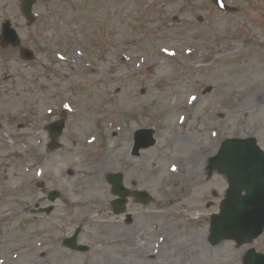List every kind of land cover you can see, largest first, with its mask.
<instances>
[{
  "label": "rangeland",
  "instance_id": "rangeland-1",
  "mask_svg": "<svg viewBox=\"0 0 264 264\" xmlns=\"http://www.w3.org/2000/svg\"><path fill=\"white\" fill-rule=\"evenodd\" d=\"M226 2L240 12L210 0H56L35 8L28 28L22 0H0V33L10 19L37 55L26 63L0 48V264H243L250 249L264 254V234L246 246L210 242L229 184L206 156L235 138L264 150V0ZM64 110L52 150L46 126ZM143 129L156 142L135 156ZM102 166L155 201L130 199L115 215L110 175H89ZM40 174L61 197L33 216L47 196ZM78 228L87 253L64 245Z\"/></svg>",
  "mask_w": 264,
  "mask_h": 264
},
{
  "label": "water",
  "instance_id": "water-1",
  "mask_svg": "<svg viewBox=\"0 0 264 264\" xmlns=\"http://www.w3.org/2000/svg\"><path fill=\"white\" fill-rule=\"evenodd\" d=\"M37 1L26 0L24 5V12L30 25L35 22L32 9ZM212 1L224 12L238 11L226 5L224 0ZM4 29L9 41L13 42L7 41L6 43L16 46L18 41L15 38V32L11 29V23L7 22ZM26 53H28L29 60L33 59L30 51L23 50V54L26 55ZM64 126V121L50 126L54 140L62 134ZM138 140L137 149L149 148L154 143L149 131L140 132ZM211 167L226 176L230 184L226 200L221 204L220 214L212 216V242L217 244L224 239H230L244 245L258 239L264 232V152L258 146L257 140L250 138L224 142L220 154L212 160ZM111 182L114 185V194L122 197L117 202L116 214L126 211L125 204L129 196H136L139 202L146 205L151 202L147 193H130L125 190L122 186V176H113ZM56 197L57 194L53 199ZM79 249L87 250L85 247ZM245 264H264V255L251 250L245 258Z\"/></svg>",
  "mask_w": 264,
  "mask_h": 264
},
{
  "label": "bare ground",
  "instance_id": "bare-ground-1",
  "mask_svg": "<svg viewBox=\"0 0 264 264\" xmlns=\"http://www.w3.org/2000/svg\"><path fill=\"white\" fill-rule=\"evenodd\" d=\"M50 140V138H48V141ZM214 155V152H212L210 155H208V156H206V160H209V157H212ZM205 160V161H206ZM53 164H55L56 163V161H53L52 162ZM197 165H198V162H197ZM99 170L97 171V170H93V171H91L90 173H89V175L92 177V179H91V182L94 184H96V183H98V182H100V176L101 175H104L105 177H107L108 175H110V171L109 170H107L104 166H102V167H100V168H98ZM69 172H70V174H72L73 173V169L71 170V169H69ZM75 174H77V173H75ZM79 174V173H78ZM106 198V194L104 195V199ZM179 200H180V198H178L177 200H175L174 201V199H172V204H177L178 202H179ZM103 201V200H102ZM84 203H82V202H80V201H74V200H72L71 201V205H73V206H75V207H79L80 205H83ZM196 211V207L195 206H191L190 208H189V212L190 213H194Z\"/></svg>",
  "mask_w": 264,
  "mask_h": 264
},
{
  "label": "flooded vegetation",
  "instance_id": "flooded-vegetation-1",
  "mask_svg": "<svg viewBox=\"0 0 264 264\" xmlns=\"http://www.w3.org/2000/svg\"><path fill=\"white\" fill-rule=\"evenodd\" d=\"M40 186H43L42 184Z\"/></svg>",
  "mask_w": 264,
  "mask_h": 264
}]
</instances>
